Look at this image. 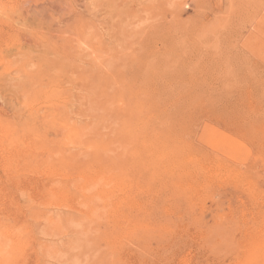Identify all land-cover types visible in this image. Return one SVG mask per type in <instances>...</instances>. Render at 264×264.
I'll use <instances>...</instances> for the list:
<instances>
[{
  "label": "rangeland",
  "instance_id": "374dc122",
  "mask_svg": "<svg viewBox=\"0 0 264 264\" xmlns=\"http://www.w3.org/2000/svg\"><path fill=\"white\" fill-rule=\"evenodd\" d=\"M0 113V230L24 231L0 264H236L264 239V0H0Z\"/></svg>",
  "mask_w": 264,
  "mask_h": 264
},
{
  "label": "bare ground",
  "instance_id": "6f19581e",
  "mask_svg": "<svg viewBox=\"0 0 264 264\" xmlns=\"http://www.w3.org/2000/svg\"><path fill=\"white\" fill-rule=\"evenodd\" d=\"M7 9H8V8H7ZM4 13H5V12H4ZM6 14H7V13H6ZM19 15H20V13H19ZM14 16H15V15H14ZM5 17H6V16H5ZM10 17H11V16H9V18H10ZM9 18H8V19H9ZM13 18H14V17H13ZM21 18H22V17H21ZM39 18H40V17H39ZM4 19H5V18H4ZM10 19H11V18H10ZM15 21H16V19H15ZM15 21H14V24H15ZM12 22H13V21H12ZM17 23H18V22H17ZM59 23H60V22H59ZM12 24H13V23H12ZM49 24H50V23H49ZM15 25H16V24H15ZM60 25H61V24H60ZM16 26H17V25H16ZM16 26H15V27H16ZM16 28H17V27H16ZM59 28H60V27H59ZM46 29H47V28H46ZM13 30H14V29H13ZM35 30H36V29H35ZM16 31H17V30H16ZM13 32H15V31H13ZM30 32H31V31H30ZM38 32H39V31H38ZM87 34H88V33H87ZM31 35H32V34H31ZM24 36H26V35H24ZM35 36H36V35H35ZM31 37H32V36H31ZM216 37H218V36H216ZM18 39H19V38H18ZM81 40H82V39H81ZM27 41H28V40H27ZM41 42H42V41H41ZM45 42H46V41H45ZM26 44H27V43H26ZM24 45H25V44H24ZM24 47H25V46H24ZM16 48H17V47H16ZM69 48H70V47H69ZM1 50H2V49H1ZM58 50H59V49H58ZM24 51H26V50H24ZM60 52H61V51H60ZM32 55H33V54H32ZM32 55H31V56H32ZM2 56H3V55H2ZM26 57H27V56H26ZM69 58H70V57H69ZM26 59H27V58H26ZM24 60H25V57H24ZM69 62H71V60H70ZM75 62H77V61H75ZM66 66H67V65H66ZM74 67H75V66H74ZM193 67H194V66H193ZM41 69H42V68H41ZM191 69H192V66H191ZM64 70H65V69H64ZM67 70H68V71H67ZM185 70H186V69H185ZM58 72H61V73H62V71H60V70L57 71V73H58ZM66 72H67V73L70 72V70L68 69V67H66ZM259 72H260V71H259ZM26 74H27V73H26ZM26 74H25V75H26ZM52 74H53V73H52ZM52 74H51V75H52ZM69 74H70V73H69ZM2 75H3V74H2ZM19 75H20V74H19ZM54 75H55V74H53L52 76L54 77ZM59 75H61V74H59ZM30 76H31V78H32V75H31V74H30ZM261 76H262V75H261ZM27 77L29 78V76H27ZM55 77H57V79H58V76L55 75ZM16 78H17V77H16ZM41 78H42V77H41ZM59 78H60V77H59ZM62 78H63V76L61 77V79H62ZM26 79H27V78H26ZM26 79H25V80H26ZM29 79H30V78H29ZM38 79H39V78H38ZM54 79H55V78H53V80H54ZM57 79H55V80H57ZM61 79H60V80H61ZM66 79H67V78H66ZM13 81H15V80H13ZM11 82H12V81H11ZM61 82H63V81H60V82H59V79H58V83H61ZM13 83H14V82H12V84H13ZM28 83H29V82H28ZM55 83H56V82H54V84H55ZM151 83H152V82H151ZM6 84H7V83H6ZM15 84H17L16 81H15ZM47 84H48V83H47ZM49 84H50V83H49ZM54 84H53V85H54ZM17 85H18V84H17ZM40 85H41V84H40ZM44 85H46V84H44ZM53 85H52V86L50 85V86L53 87ZM28 86L30 87V85H28ZM50 86L48 87L49 90H50ZM56 86H57V88H58V84L55 85V87H54L55 89H56ZM68 86H70V85L68 84ZM206 86H207V85H206ZM12 87H13V86H12ZM19 87H21V86H19ZM22 87H23V86H22ZM24 87H25V86H24ZM24 87H23V88H24ZM181 87H182V86H181ZM13 88H16V87H13ZM25 88H26V87H25ZM25 88H24V89H25ZM34 88H35V87H34ZM37 88H38V87H37ZM45 88H47V86H45ZM54 88H53V90H54ZM29 89H30V91H31V88H29ZM38 89H39V88H38ZM38 89H35V90L38 91ZM51 89H52V88H51ZM106 89H107V88H106ZM45 90H46V89H45ZM49 90H48V91H49ZM56 90H57V89H56ZM58 90H59V89H58ZM58 90H57V91H58ZM18 91H19V89H18ZM27 91H28V90L26 89L25 92L27 93ZM62 91H64V90H62ZM22 92H23V91H22ZM44 92H45V91H44ZM44 92H43V93H44ZM50 92H51V91H50ZM52 92H53V91H52ZM74 92H76V91H74ZM78 92H79V91H78ZM119 92H120V91H119ZM20 93H21V92H20ZM32 93H34V91H33ZM35 93H36V91H35ZM35 93H34V94H35ZM53 93L55 94V91H54ZM64 93H65V92H64ZM64 93H63L64 98L61 97V98H63V99H65V98H66L65 96H67V95H64ZM76 93H77V92H76ZM247 93H248V92H247ZM18 94H19V93H18ZM21 94H22V93H21ZM71 94H72V93H71ZM169 94H170V93H169ZM214 94H215V93H214ZM216 94H217V93H216ZM19 95H20V94H19ZM35 95H36V94H35ZM37 95H38V94H37ZM37 95H36V96H37ZM21 96H22V97H25L24 94H22ZM21 96H20V97H21ZM22 97H21V98H22ZM18 98H19V97H18ZM39 98H40V97H39ZM23 99H24V98H23ZM30 99H32V100L34 101V100L37 99V98H36V97L34 98V96L32 95V97H31ZM41 99H42V97H41ZM41 99H40V100H41ZM48 99H49V98H48ZM71 99H72V98H71ZM71 99H70V100H71ZM19 100H22V99H19ZM57 100H58V99H57ZM59 100H61V99H59ZM33 101L29 100V101H22V102H23V104H24L26 107H27V105H28L29 108H30V106H31V108H33L32 105H34L35 102H36L37 100H35L34 102H33ZM41 101H42V100H41ZM41 101H40V102H41ZM66 101H67V100H66ZM40 102L38 101V103H40ZM53 102H55V101L52 100V103H53ZM56 102H57V101H56ZM62 102H63V101H62ZM72 102H74V101H72ZM42 103H44V102H42ZM49 103L51 104V102H49ZM58 103L60 104L61 102L59 101ZM67 103H68V102H66V104H67ZM36 104H37V102H36ZM36 104H35V105H36ZM46 104H47V102H46ZM46 104H45V105H46ZM55 104H57V103H55ZM55 104H54V108H53V110H55V109L59 106V104H57L58 106L55 105ZM62 104H64V102H63ZM97 104H98V103H97ZM99 104H100V103H99ZM99 104H98V105H99ZM35 105H34V107L37 108L39 104L37 105V107H36ZM43 105H44V104H43ZM78 105H79V104H78ZM19 106H20V105H19ZM47 106H48V105H47ZM56 106H57V107H56ZM61 106L63 107V105H61ZM61 106H59V109H57L58 111L60 110V112H61V110H62ZM22 107H23V106H22ZM65 107H66V106H65ZM68 107H69V106H68ZM39 108H40V107H39ZM39 108H38V109H39ZM60 108H61V109H60ZM38 109H37V110H38ZM40 109H43V108L41 107ZM40 109H39V110H40ZM63 109H64V108H63ZM66 109H67V108H65L64 110L66 111ZM73 109H74V108H73ZM152 109H153V108H152ZM27 110H28V109H27ZM49 110H50V109H49ZM51 110H52V109H51ZM57 110H55V111H48V112H49L48 117H49V116H50L51 118L56 117V112H58ZM67 111H68V110H67ZM67 111H66V112H67ZM72 111H73V110H72ZM27 112H28V111H27ZM48 112H47V113H48ZM63 112H64V111H63ZM63 112H62V116H61V113H60V114L58 113V114H59V116H60L61 118H62L63 116H65L63 119H66L67 117H66L65 113H63ZM45 113H46V111H45ZM45 113H43V114H45ZM68 113H69V112H68ZM0 114H1V113H0ZM33 114H35V112H32V110L30 109V115H33ZM43 114H41V115H43ZM58 114H57V115H58ZM63 114H64V115H63ZM70 114H71V113H70ZM39 115H40V114H39ZM59 116L56 117L58 121L61 119ZM67 116H68V115H67ZM48 117H47V118H48ZM68 117H69V116H68ZM70 117H71V116H70ZM70 117H69V118H70ZM38 118L41 119V116L38 117ZM38 118H37V120H38ZM58 118H60V119H58ZM74 118H75V117H74ZM74 118H73V119H74ZM48 119H49V118H48ZM42 120H43V119H42ZM57 120H55V121H53V122H56ZM66 120H68V122H69L70 119L67 118ZM66 120H65V121H66ZM71 120H72V118H71ZM71 120H70V121H71ZM40 121H41V120H40ZM65 121H64V123H66ZM72 121H73L74 123H76L80 128H81V127L83 128V126H85V125L82 126L79 122H78V123H79V124H78L77 122H75L76 120H75V121L72 120ZM72 121H71V122H72ZM77 121H78V120H77ZM38 122H39V121H38ZM49 122H50V121H49ZM51 122H52V121H51ZM59 122H62V120H60ZM59 122H58V123H59ZM68 122H67V123H68ZM71 122H69V125H70V131L73 130L74 126H75V128H76V125H75V124L73 125V127H71V126H72V125L70 124ZM109 122H110V121H109ZM5 123H6V122H5ZM40 123H41V122H40ZM40 123H39V124H40ZM64 123L62 122V123H59V124L63 125V127H64ZM53 124H54V123H53ZM59 124H58V125H59ZM0 125H1V124H0ZM44 125H46V124H44ZM54 125H55V124H54ZM61 125H60V126H61ZM65 125L67 126V124H65ZM40 126H41V125H40ZM40 126H39V127H40ZM49 126H50V125H49ZM78 126H77V127H78ZM8 127H9V126H8ZM45 127H46V126H45ZM61 127H62V126H61ZM63 127H62V129H63ZM41 128H43V127H41ZM56 128H57V127H56ZM82 128H81V130H82ZM84 128L87 129L88 127H87V128L84 127ZM23 129H24V128H23ZM49 129H50V128H49ZM58 129H59V128H58ZM77 129H79V128H77ZM85 129H83V131H84ZM88 129H90V128H88ZM88 129H87V131L89 132ZM100 129H101V128H100ZM124 129H125V128H124ZM130 129H131V128H130ZM6 130H7V128H5V132H7ZM39 130H41V129H39ZM64 130H67V129L64 128ZM64 130L60 131V133L63 132ZM81 130H80V132H81ZM94 130H95V129H94ZM98 130H99V129H98ZM131 130H132V129H131ZM8 131H12V132H14V131H16V130H15V128L11 127V128L8 129ZM41 131H42V130H41ZM68 131H69V130H68ZM87 131H86V132H87ZM86 132L84 131V133H86ZM90 132H92V131L90 130ZM99 132H100V130H99ZM99 132L96 133V131H95L94 134H93V132H92V134L95 136V138H97L96 135H97V136L99 135L98 138H97V140H100V139L102 138V137L100 138V133H99ZM129 132H130V131H129ZM132 132L134 133V131H132ZM132 132H130V133H132ZM2 133H3V132H2ZM124 133H125V132H124ZM126 133H128V132L126 131ZM126 133H125V134H126ZM137 133H138V132H137ZM75 134H76V133H75ZM95 134H96V135H95ZM103 134H104V133L102 132V133H101V136H102ZM105 134H106V133H105ZM105 134H104V135H105ZM62 135H63V133H62ZM139 135H140V134H139ZM64 136H66V134H65ZM74 137H75V136H74ZM80 137H81V136H80ZM95 138H94V139H95ZM99 138H100V139H99ZM131 138H132V137H131ZM131 138H130V139H131ZM12 141H13V140H12ZM101 141H102V140H101ZM101 141H99V144H101V143H100ZM131 141H133V139H132ZM93 142H94V141H93ZM93 142H92V143H93ZM95 142L97 143L98 141H95ZM95 142H94L93 144H95ZM18 143H19V142H18ZM29 144H30V143H29ZM162 144H163V146L165 147V144H164V143H162ZM25 145H26V144H25ZM58 145H59V144H58ZM81 145H82V144H81ZM97 145H98V144H96V146H97ZM105 145L107 146L106 143L104 144V146H105ZM138 145H139V144H138ZM167 145H168V144H167ZM11 146H12V145H11ZM17 146H18V145H17ZM53 146H54V145H53ZM72 146H73V144H72ZM92 146H93V145H92ZM94 146H95V145H94ZM96 146H95V147H96ZM99 146H100V145H99ZM102 146H103V145H102ZM104 146H103V147H104ZM77 147H79V146H77ZM100 147H101V146H100ZM103 147H102V148H103ZM159 147H160V145H159ZM72 148H73V147H72ZM81 149H82V148H81ZM99 149H100V148H99ZM103 149H104V148H103ZM105 149H106V147H105ZM105 149H104V150H105ZM138 149H139V148H138ZM164 149H165V148L161 149L160 151L158 150V151H159V154H161L162 156H163V155H164V156L166 155L165 151H167V150H166V149L164 150ZM6 150H7V149H6ZM83 150H84V149H83ZM74 151H75V150H74ZM82 152H83V151H82ZM120 152H121V151H120ZM90 154H91V153H90ZM26 155H27V154H26ZM182 155H183V154H182ZM191 155H192V154H191ZM62 156H64V155H62ZM76 156H77V155H76ZM93 156H95V155H93ZM66 157H67V156H66ZM95 157H96V156H95ZM109 157H110V156H109ZM111 158H112V157H111ZM121 158H122V157H121ZM132 158H133V157H132ZM16 159H17V158H16ZM106 159H107V158H106ZM106 159H105V160H106ZM109 159H110V158H108V160H109ZM113 159H114V158H113ZM125 159H126V158H125ZM125 159H124V160H125ZM9 160H10V159H9ZM214 160H215V159H214ZM3 161H4V160H3ZM16 161H17V160H16ZM92 161H93V160H92ZM100 161H101V160H100ZM109 161H110V160H109ZM114 161H115V162H114ZM114 161H113L114 164H117V163H116L117 161H116V160H114ZM13 162H14V161H13ZM103 162L105 163V161H103ZM15 163H16V162H15ZM106 163H107V166H108V165H110V164L112 163V161H110V162L107 161ZM109 163H110V164H109ZM213 163H214V162H213ZM231 163H232V162H231ZM112 164H113V163H112ZM2 165H3V164H2ZM6 165H7V164H6ZM10 165H11V164H10ZM10 165H9V166H10ZM105 165H106V164H105ZM120 165H121V164H120ZM9 166H7L8 168H7V167H6V168L9 169V168H10ZM11 166H12V165H11ZM98 166H99V165H98ZM96 167H97V166H96ZM110 167H111V166H110ZM112 167H114V165H113ZM215 167H216V166H215ZM2 168H3V170H4V167H2ZM11 168H13V167H11ZM13 169H14V168H13ZM47 169H49V168H47ZM50 169H51V168H50ZM50 169H49V170H50ZM110 169H111V168H110ZM110 169H108V171H113V170L116 169V168L114 167V169H113V168H112V170H110ZM101 171L105 172L104 170H101ZM51 172H52V171H51ZM103 172H101V173H103ZM133 172H134V171H133ZM97 173H98V172H97ZM99 173H100V172H99ZM106 173H107V172H106ZM106 173H105V174H106ZM114 173H115V172H114ZM114 173H113V174H114ZM113 174H112V175H113ZM116 174H117V173H116ZM36 175H37V174H36ZM110 175H111V174H107L106 177L108 178ZM55 176H56V175H55ZM98 176H99V175H98ZM101 176H103V175H101ZM101 176H100V177H101ZM116 176H117V175H116ZM116 176H115V177H116ZM143 176H144V175H143ZM93 177H94V176H93ZM91 178H92V177H91ZM103 178H105V177H103ZM111 178H113V177H111ZM111 178H110V179L108 178V180H109L108 183H109V184L111 183V180H112ZM116 178H117V177H116ZM116 178H114L113 180H114V181H117ZM94 179H95V178H94ZM96 179H98V178H96ZM96 179H95V180H96ZM101 179H102V178H101ZM105 179H106V178H105ZM124 179H126V177H125ZM103 180H104V179H103ZM113 180H112L113 183H111V184H117V183L119 182V181H118V182H114ZM119 180L122 181V179H119ZM140 180H141V179H140ZM5 181H6V180H5ZM92 181H93V178H92ZM106 181H107V179H106ZM157 181H158V180H157ZM66 183H67V182H66ZM102 183H103V182H102ZM106 183H107V182H106ZM108 183H107V184H108ZM131 183H132V182H131ZM53 184H54V183H53ZM82 184H83V183H82ZM118 184H119V183H118ZM120 184H122V182H120ZM126 184H127V183H126ZM74 185H75V184H74ZM95 185H96V184H95ZM103 185H104V184H103ZM49 186H50V185H49ZM64 186H65V185H64ZM64 186H63V188H65ZM66 186H67V184H66ZM112 186H114V185H112ZM130 186H131V185H130ZM154 186H155V185H154ZM51 187H53V185H52ZM75 187H77V186H75ZM79 187H80V186H79ZM90 187H92V186H90ZM90 187H89V188H90ZM109 187H111V186H109ZM132 187H133V186H132ZM54 188H55V187H54ZM54 188H52V189H54ZM63 188H61V189H62L61 191H60L59 189H58V191H57V190L55 191V189H54V192H57V196H59V195H58L59 191H60V193L63 191ZM67 188H68V187H67ZM77 188H78V187H77ZM84 188H85V187H84ZM97 188H98V187H97ZM73 189H75V188H73ZM95 189H96V187H95ZM95 189H93V191L90 189L89 191H92V192L94 193V190H95ZM98 189H99L98 191H100V187H99ZM101 189H103L102 186H101ZM108 189H109V188H108ZM123 189H124V188H123ZM156 189H157V188H156ZM75 190H79V189H75ZM87 190H88V189H87ZM109 190H110V189H109ZM119 190H120V189H119ZM1 191H2V190H1ZM51 191H53V190H51ZM96 191H97V190H95V192H96ZM101 191H102V190H101ZM103 191H104V190H103ZM106 191H108V190H106ZM111 191H112V190H111ZM121 191H122V190H121ZM3 192H4V191H3ZM80 192H81V191H80ZM87 192H88V191H87ZM63 193H64V191H63ZM63 193H61V194H63ZM90 193H91V192H90ZM105 193H106V192H105ZM0 194H1V193H0ZM3 194H5V192H4ZM100 194H101V193H100ZM103 194H104V193H103ZM121 194H122V193H121ZM1 195H2V194H1ZM74 195H75V194H74ZM98 195H99V194H98ZM105 195H106V194H105ZM105 195H104V196H105ZM166 195H167V194H166ZM169 195H170V194H169ZM61 196H62V195H61ZM61 196H60V197H61ZM90 196H91V195H90ZM93 196H94V195H93ZM123 196H124V195H123ZM150 196H151V195H150ZM60 197H59V198H60ZM65 197H66V196H65ZM81 197H82V196H81ZM105 197H106V196H105ZM0 198H2V196H1ZM11 198H12V197H11ZM82 198H83V197H82ZM2 199H3V198H2ZM4 199H6L5 196H4ZM150 199H151V198H150ZM7 200L10 202L9 199H7ZM11 200H12V199H11ZM13 200H14V199H13ZM13 200H12L11 204H9L10 206L12 205ZM81 200H82V199H81ZM100 200H102L101 197H100ZM109 200H110V199H109ZM109 200H108V202L110 203ZM1 201H2V200H1ZM103 201H104V200H103ZM68 202H69V201H68ZM68 202H67V203H68ZM108 202H107L106 200L104 201V203H108ZM157 202H158V200H157ZM161 202H162V201H161ZM17 203H18V202H16L15 205H16L17 207H20V206H19V203H20V202L18 203V205H17ZM158 203H159V202H158ZM150 204H151V203H150ZM154 204H155V203H154ZM0 205H1V204H0ZM3 205H6V204L4 203ZM70 205H71V204H70ZM70 205H69V206H70ZM106 205H107V204H106ZM109 205H110V204H109ZM109 205H108V206H109ZM134 205H135V204H134ZM152 205H153V204H152ZM6 206H8V205H6ZM6 206H5V207H6ZM10 206H9V207H10ZM12 206L14 207V205H12ZM12 206H11V208H12ZM143 206H144V205H143ZM159 206H160V205H159ZM161 206H162V205H161ZM163 206H164V205H163ZM3 207H4V206H3ZM9 207H7V208H9ZM31 207H32V205H31ZM103 207H105V206H103ZM131 207H132V206H131ZM151 207H152V206H151ZM7 208H6V209H7ZM33 208H34V207H33ZM1 209H2V206L0 207V210H1ZM12 209H14V210L16 211V207H15V208H12ZM19 209H20V208H19ZM71 209H72V208H71ZM113 209H114V208H113ZM146 209H147V208H146ZM148 209H149V208H148ZM168 209H169V208H168ZM43 210H44V209H43ZM131 210H132V209H131ZM135 210H136V209H135ZM137 210H138V209H137ZM7 211H8V210H7ZM9 211H11V209H9ZM9 211H8V212H9ZM15 211H14V212H15ZM19 211H20V210H19ZM19 211L17 210V213H19ZM23 211H24V210H23ZM123 211H124V210H123ZM0 212L2 213V211H0ZM5 212H6V211H5ZM12 212H13V211H12ZM88 212H89V211H88ZM90 212H91V211H90ZM135 212H136V211H135ZM9 214H11V213L9 212L8 215H9ZM12 214H16V213H12ZM100 214H101V213H99V215H100ZM133 214H134V213H133ZM3 215H4V214H3ZM3 215H2V218L7 216V215H6V216H3ZM16 215H17V214H16ZM16 215H14V218H15ZM111 215H113V212H112ZM0 216H1V214H0ZM52 216H53V215H52ZM54 216H55V215H54ZM69 216H70V215H69ZM90 216H92V215H89V217H90ZM96 216H97V215H96ZM108 216H110V215H108ZM108 216L105 215V217H103V218H106V217H108ZM114 216H115V214H114ZM127 216H128V215H127ZM134 216H135V214H134ZM180 216H181V215H180ZM16 217H17V216H16ZM72 217H73V216H72ZM98 217H99V216H98ZM111 217H112V216H111ZM117 217H118V216H117ZM178 217H179V216H178ZM2 218H0V220H1ZM14 218H12V219H14ZM36 218H37V217H36ZM47 218H48V217H47ZM56 218H58V217L56 216ZM64 218H65V217H64ZM75 218H76V217H75ZM101 218H102V217H101ZM124 218H125V217H124ZM171 218H172V217H171ZM4 219H5L6 221H7V219H10V215H9V218H8V216H7V219H6V218H4ZM52 219H53V218H52ZM54 219H55V217H54ZM89 219H90V218H89ZM127 219H128V218H127ZM163 219H164V217H163ZM178 219H179V218H178ZM55 220H56V219H55ZM58 220H59V219H58ZM61 220H63V219H61ZM115 220H116V219H115ZM131 220H132V219H131ZM13 221H14V220H13ZM53 221H54V220H53ZM63 221H64V220H63ZM146 221H147V219H146ZM155 221H156V220H155ZM8 222H9V220H8ZM8 222H7V223H8ZM49 222H50V221H49ZM123 222H124V221H123ZM130 222H131V221H130ZM35 223H36V222H35ZM42 223H43V222H42ZM3 224L6 225V223H3ZM14 224H15V223H14ZM14 224H13V226H14ZM16 224H18L17 221H16ZM123 224H124V223H123ZM20 225H21V224H20ZM0 226H3V225H0ZM9 226H10V225L5 226L4 229H5V228L7 229V227L9 228ZM21 226H22V225H21ZM23 226H24V224H23ZM23 226H22V227H23ZM35 226H36V225H35ZM158 226H159V225H158ZM11 227H12V226H10V229H11ZM15 227H17V228H16L17 230H21V228H22V227L20 228V227L17 226V225L14 226V228H15ZM18 227H19V228H18ZM33 227H34V226H33ZM93 227H94V226H93ZM1 229H2V228H1ZM4 229H2V231H3ZM10 229H8V230H10ZM180 229H181V228H180ZM8 230H5V232L3 231L2 235H1V233H0V236H3V235H4L5 238L7 239V238H8L7 235H9V234H8V233H7V234H4V233L8 232ZM12 230H14L13 227H12ZM12 230L10 231V233H11V232H12V233H15V230H14V232H13ZM39 230H40V229H39ZM0 231H1V230H0ZM2 231H1V232H2ZM162 231H163V230H162ZM23 232H24V231H23ZM23 232H18V233L20 234V233H23ZM34 232H35V231H34ZM16 233H17V232H16ZM16 233H15V234H16ZM18 233H17V234H18ZM99 233H101V232H99ZM110 233H111V232H109V234L107 233L106 236L109 235L110 238H111V240H112L113 236H112V233H111V234H110ZM113 233H114V232H113ZM101 234L104 235V232L101 233ZM10 235H11V234H10ZM10 235H9V236H10ZM12 235H13V238H14L15 235H14V234H12ZM12 235H11L10 237H12ZM113 235H114V234H113ZM6 236H7V237H6ZM25 236H26V235H25ZM69 236H70V235H69ZM106 236H105V238H106ZM109 236H108V237H109ZM114 236H115V235H114ZM10 237H9L8 239H10V242H11L12 240H11ZM18 237H19V239H20V237L23 238V237H24V234L18 235ZM48 237H49V236H48ZM65 237H66V236H65ZM73 237H74V236H73ZM108 237H107V239H108ZM5 238H4V239H5ZM22 238H21V239H22ZM24 238H25V237H24ZM67 238H68V234H67ZM120 238H121V237H120ZM16 239H17V237H16ZM21 239H20V240H21ZM40 239H41V238H40ZM51 239H52V238H51ZM13 240H14V239H13ZM23 240H25V239H23ZM45 240H46V238H45ZM115 240H116V237H114V241H115ZM124 240H125V239H124ZM26 241H27V240H26ZM117 241H118V240H117ZM122 241H123V240H122ZM133 241H134V240H133ZM170 241H171V240H170ZM55 242H56V241H54V243H55ZM8 243H9V242H8ZM15 243H16L15 247L18 249V250L16 249V251H20V249H22V248L24 249V246H23V245H20L21 247H22V246H23V247L19 249L20 246L17 244L18 242H16V241H12V244H11V245L9 244V246L14 247L13 244H15ZM20 243H21V244H24V241H23V243H22V242H20ZM54 243H53V244H54ZM112 243H113V242H112ZM112 243H111V244H112ZM125 243H126V242H125ZM133 243H134V242H133ZM26 244H27V242L25 243V246L27 247ZM115 244H116V242L113 244V248H112V246H111L110 250H111V249H114V247L116 246ZM17 245H18V246H17ZM37 245H38V244H37ZM114 245H115V246H114ZM7 246H8V245H7ZM7 246L5 245L4 240L1 239V237H0V254H1V255H0V256H1L0 261L5 260L4 258H7V256L4 257V255H5L7 252H9V251L11 250V249H9V251H8V250L5 248V247H7ZM11 247H9V248H11ZM109 247H110V246H109ZM109 247H108V249H109ZM133 247H134V246H133ZM171 247H172V246H171ZM241 247H242V246H241ZM42 248H44V247H42ZM45 248H46V247H45ZM38 249H39V248H38ZM47 249H48V248H47ZM12 250H14V249L12 248ZM25 250H26V248H25ZM25 250H23V251H25ZM50 250H51V249H50ZM47 251H49V250H47ZM113 251H114V250H113ZM11 252H12V251H11ZM11 252H10V254L8 255V256H9L8 258H10V257H12V256H14V255L16 254L15 251H13L12 253H11ZM25 252H26V251H25ZM108 252H110V251L108 250ZM108 252H107V253H108ZM111 252H112V251H111ZM13 253H15V254H13ZM22 253H23V252H22ZM43 253H44V252H43ZM43 253H42V254H43ZM48 253H49V252H48ZM101 254H102V256H104V255H103L104 252L101 253ZM37 255H38V254H37ZM44 255H45V254H44ZM89 255H90V254H89ZM112 255H113V254H112ZM20 256H21V255H20ZM40 256H41V255H40ZM105 256H106V255H105ZM239 256H240V255H239ZM8 258H7V259H8ZM19 258H20V257H19ZM37 258H38V257H37ZM43 258H44V257H43ZM238 258H240V257H238ZM238 258H237V259H238ZM2 259H3V260H2ZM46 259H47V258H46ZM111 259H112V258H111ZM19 260H20V259H19ZM41 260H42V259H41ZM49 260H50V259H49ZM90 260H91V259H90ZM117 260H118V259H117ZM5 261H7V260H5ZM5 261H4V262H5ZM115 261H116V260H115ZM236 261H237V260H236ZM116 262H117V261H116ZM63 263H64V262H63ZM106 263H107V262H106ZM1 264H2V262H1ZM48 264H49V263H48ZM70 264H71V263H70ZM236 264H264V239H262L261 237H259L258 234H257V235L255 234L254 236H252V237L250 238L248 244H247V245L244 247V249H243V253H242L241 259H240L239 262L236 263Z\"/></svg>",
  "mask_w": 264,
  "mask_h": 264
}]
</instances>
